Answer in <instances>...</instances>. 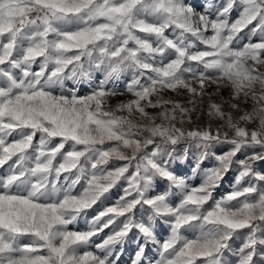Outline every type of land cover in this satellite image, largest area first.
Masks as SVG:
<instances>
[{"label": "snow or ice", "instance_id": "6c2138e0", "mask_svg": "<svg viewBox=\"0 0 264 264\" xmlns=\"http://www.w3.org/2000/svg\"><path fill=\"white\" fill-rule=\"evenodd\" d=\"M201 9L0 0V264H120L133 230L131 264H264V0ZM206 101L220 123L187 127ZM183 142L202 149L190 175L166 158Z\"/></svg>", "mask_w": 264, "mask_h": 264}, {"label": "rangeland", "instance_id": "374dc122", "mask_svg": "<svg viewBox=\"0 0 264 264\" xmlns=\"http://www.w3.org/2000/svg\"><path fill=\"white\" fill-rule=\"evenodd\" d=\"M187 3H194L195 6L197 7V10H202L201 5L207 2V0H186ZM222 0H213V3H220ZM213 12L215 11L214 9L212 10ZM232 16L235 17L236 13L233 12ZM247 31V30H245ZM247 39V37H246ZM252 39L258 40L259 37H252ZM131 79V75L127 74V79L121 80L119 83L118 87L123 90L126 86V83L128 80ZM69 87H71V82H69ZM79 90L81 94H87L90 91V86L85 83L83 85H79ZM213 89H210L212 91ZM165 98H173L180 100L181 102L186 103L187 102V97L183 95H177L175 93H172L171 91L167 92L164 94ZM228 90H223L219 96H213V101L220 103L222 100L226 101L228 99ZM129 97L127 95L121 96V97H116L110 100V103L112 105H115L118 103L120 100H126ZM201 108L203 111L201 113H198L193 116V120L195 121V125H186L187 127H193V126H199V127H205L209 123H211L213 126H216L217 124L220 123V121L217 120H209V117L207 115V101L205 102L204 105H201ZM148 111L152 114H156L159 110L158 109H148ZM230 146L229 145H216L211 151L215 152L216 154H222L223 152H226ZM187 149V152L185 151ZM202 149L197 148L194 144H190L188 142H183L181 144H178L176 146V150L171 153L170 157H166L170 161V166L171 168L176 171L178 174L181 175H190L191 173V168L195 166L197 157L200 155V152ZM246 153L242 152L238 154L237 159H242ZM215 163L214 158H209L206 159L202 164L201 168H207L212 166ZM258 168L262 171H264V163L259 164ZM235 171H232L228 174L226 177L225 181L221 184V186L216 190L214 193V197L216 199H219L222 197L224 194H226L228 191L231 190V184L230 182L233 180L235 176ZM202 180V176L196 177L192 183H200ZM166 187V181H160L159 182V189H163ZM119 187L114 189L113 192L110 195V200L114 199L118 194H119ZM108 201H106L107 203ZM102 205H97L94 207V209L90 210L88 213V217L86 219H81L78 220L74 225H70V228H75L77 230H87L89 227L88 221L96 214L97 211L101 210ZM110 232V229H105L103 233L100 234L98 238H93L96 243H99L102 239H104ZM189 238H192L193 233H185ZM140 237V234L133 230V232L129 233V236L126 239V242L123 245V255L120 258V264H131V259L133 258V253L137 249V240ZM243 235L237 237L234 239L233 246H237L242 243L243 241ZM142 242V241H141ZM155 249H152V251L149 252V256L151 257L154 255ZM231 259V257H229Z\"/></svg>", "mask_w": 264, "mask_h": 264}]
</instances>
